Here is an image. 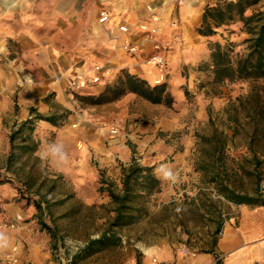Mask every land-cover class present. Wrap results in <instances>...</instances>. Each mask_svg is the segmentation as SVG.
I'll use <instances>...</instances> for the list:
<instances>
[{
    "label": "rangeland",
    "instance_id": "obj_1",
    "mask_svg": "<svg viewBox=\"0 0 264 264\" xmlns=\"http://www.w3.org/2000/svg\"><path fill=\"white\" fill-rule=\"evenodd\" d=\"M57 2L54 7L36 3L32 7H21L16 0H0V207L1 212H8L2 216L0 226L18 236L15 240L26 243L25 250L31 243L38 245L39 253L46 250L45 264H68L63 263L62 258L70 256L69 264H136L144 249L151 246L169 244L175 251L183 253L184 247L192 252L209 247L215 228L211 219H216L217 214L208 207V199L217 202L222 214L227 201L214 192L200 171L194 169L198 135L210 134L214 127L224 129L228 164L252 169L251 162L245 161L252 155L248 148L252 123L245 117L240 101L254 92L264 95V77L214 83L203 62H207L210 44L218 41L228 49L235 63L248 50L247 39L251 35L248 27L235 21L215 28L211 37L201 36L195 30L191 45L188 46V39L187 46L183 47L177 32L169 39H163L159 27L158 33L151 37L138 31L133 22L135 35L149 38L148 49L134 38L139 44L136 54L125 52L121 43L110 52L99 49L97 41L92 39V11L98 10L95 0L85 4L80 19L66 14L67 7ZM176 2L181 4L182 0ZM261 6H264V0L257 4V7ZM94 32H98L97 26H94ZM51 33H54V45L46 46L44 43ZM156 42L164 45L160 53L166 67L163 78L155 82L159 78L158 70L146 60L154 53ZM189 52L191 55L188 56ZM120 54L145 60L153 66L156 76L151 84L165 82L174 96L173 104H154L136 94L125 116L116 114V108L80 100L81 95L97 94L123 72L135 73L122 67ZM112 55L120 59L119 62L112 60ZM93 65L103 66L102 80L80 87L78 80L88 78L82 75H93ZM175 75L180 77V82L176 81ZM177 94H181V102L176 101ZM253 103L249 102V107ZM31 108L45 115L68 108L71 114L58 127L44 120L36 121L33 136L38 147L34 156L16 149L17 157L8 168L9 134L16 122L30 117ZM173 115L178 121L175 129H158L153 139L148 131L137 126ZM133 122L138 123L135 137L131 136ZM112 125L119 128L115 135L109 130ZM52 145L62 146L66 161L54 163L51 158L41 159L40 153ZM253 145L262 157L264 144L256 141ZM125 148L140 164L149 157H160L155 154L166 148L168 155L161 156L155 164L163 170L156 173L160 177L171 178L167 172L175 152V159L184 154L185 168L168 181V196L157 191L154 192L157 196L153 193L146 198L148 214L139 223L119 227L116 235L108 234L103 244L78 254L90 239L99 237L106 229L112 203L107 192L100 191L99 187L108 183L119 190L118 178L123 164L121 150ZM30 165L34 166L33 172H38L39 179L34 187L27 189L21 179L26 178ZM15 170L20 171L19 176H14ZM86 170L94 171L96 175L84 174ZM260 172L264 176V165ZM239 173L243 187L252 191L254 176L242 170ZM262 185L264 180L261 181L264 188ZM37 186L38 194L35 193ZM40 195L47 199L42 203L45 206L42 211L33 204ZM4 204L9 209L3 208ZM12 222L16 227L10 229ZM42 223L50 226L51 232L43 228ZM152 259L156 260V254Z\"/></svg>",
    "mask_w": 264,
    "mask_h": 264
},
{
    "label": "trees",
    "instance_id": "obj_2",
    "mask_svg": "<svg viewBox=\"0 0 264 264\" xmlns=\"http://www.w3.org/2000/svg\"><path fill=\"white\" fill-rule=\"evenodd\" d=\"M261 0H216L204 6L201 21L196 27V32L204 37H211L215 34V28L228 25L235 21H241L248 27L251 34L248 37V50L233 63L228 49L218 41L210 44L207 62H203V67L213 76L214 83L225 81L234 82L247 78L264 77V6L257 7ZM250 10V13H247ZM132 92L143 99L154 103L171 106L174 96L168 89L165 82L151 84L145 78L130 72H123L116 80L106 83L97 94L81 95L80 100L89 104H104L120 99L123 95ZM249 102L252 103V106ZM240 106L244 110L245 117L252 123V130L249 133L248 148L251 157L245 158L246 162H251L252 169H247L243 165L233 167L228 164L226 155L227 134L224 129L213 128L210 134L198 135L196 142L198 156L194 169L200 171L206 178V182L212 187L214 192L234 204H256L264 205V188L261 181L260 168L264 165V155L259 156L254 147V143L264 144V95L254 92L246 99L240 101ZM30 117L16 122L9 134L10 152L7 157V166L12 164L17 157L16 149L27 152L32 156L38 147V141L33 136L36 121L44 120L53 126H61L65 119L71 114L68 108L50 114H42L36 108L30 109ZM237 119V118H236ZM235 119V120H236ZM18 140V143H17ZM34 156V155H33ZM37 159V158H36ZM26 178H22V185L27 189L34 187L38 182L39 174L33 172V165L28 167ZM24 167L21 165V170ZM120 189L115 190L112 185L106 183L100 185V191H106L110 197L112 207L109 210L110 216L106 221L104 229L99 237L90 239L83 251L93 246L103 244L107 240V235L115 236L119 227L137 223L144 215L148 214L145 205L146 198L157 192L161 188V182L155 172V165L140 164L135 157L127 165L121 164ZM254 176V188L247 191L240 181V171ZM19 170L13 171L14 176H19ZM11 178H9L10 180ZM38 186L35 193L38 194ZM45 195H40L34 201V206L38 211H42L45 206ZM208 207L217 214L215 228L212 231V241L209 247L215 245L217 237L221 231L224 216L218 209L216 201L208 199ZM48 206V203H46ZM165 206V205H164ZM0 207V212H1ZM42 227L48 232L52 228L46 223ZM202 251L206 248L200 249ZM78 257V255H74ZM219 264V260H216ZM136 264H140L137 258Z\"/></svg>",
    "mask_w": 264,
    "mask_h": 264
},
{
    "label": "crops",
    "instance_id": "obj_3",
    "mask_svg": "<svg viewBox=\"0 0 264 264\" xmlns=\"http://www.w3.org/2000/svg\"><path fill=\"white\" fill-rule=\"evenodd\" d=\"M16 1L19 2L21 7L25 5L26 7H32V5L35 3L38 6L54 7L56 3V0ZM95 1L97 3L98 10L92 11V32L94 34V37H92V39L93 41H97V47L99 49H108L110 52H112L113 48L118 46L121 42V37L117 30L118 23L126 22L132 24L133 22L137 23L140 20H147L149 18L147 5H153L158 13V23L162 31L161 38L169 39L170 35H173L175 32H177L181 37V45H183V47L185 45L187 46L186 41L188 39L190 40L188 46L191 45L194 37L195 27L201 21V14L204 6L208 3H213V1L215 0H182L181 4H178L176 0ZM88 2L89 0H58L57 3H60L67 7L65 8V10L67 9L66 14H71L72 16H76L78 19H80L81 15L84 13V6ZM101 10H106L110 14L109 20L105 23H100L98 21V16ZM172 21H177V25H171ZM94 26H97L98 28V32L96 33L94 32ZM133 28H136V26H134ZM134 38H136V40L139 41L141 45L145 44V48L148 49L149 38H140L136 35H134ZM46 39L47 41L46 43H44L46 44V46L54 45V33H51L50 35L48 34V37ZM141 47L142 46H140V48ZM190 49L193 48L190 47ZM192 52L195 53L194 49L192 50ZM180 55H182V53ZM187 55L189 56L191 55V53L189 52ZM120 57V64L123 65L122 67H127L129 71L137 73L139 76L145 78L150 83L156 76V69L153 66L146 64L145 60L141 61L136 57L127 55L123 57L122 54H120ZM111 58H113L112 60L118 62L120 60L116 59L113 55ZM82 76L89 77L90 75ZM175 79H177V82H180L179 76L175 75ZM173 89L176 90V86L174 87L173 85ZM134 96H136V94L129 92L122 96L120 99L104 103L101 106H110L112 108H116V114L126 116L128 114V106ZM181 99V94H177L176 101L181 102ZM137 124V122H133L132 126H134V129L131 133V136L135 137V127ZM177 125V116L173 115L171 116V118H158L150 123L142 122V124H138L137 126H139L141 130L148 131L150 133V139H153L154 132L156 130L163 128H171V130H174ZM169 146L171 147V145ZM168 152L169 151L165 148V150L156 153L155 155L160 154V157L162 156L163 158L168 155ZM175 153L171 156L174 160L171 161V167L167 172L169 173L171 178L160 177L158 174L160 173V170L161 172L163 170L162 168L155 167V171L156 173H158L157 175L161 182L159 194H163V196H168L170 194V191L168 190L169 185L167 184L168 181L172 180L173 175L181 173L185 168L184 154H182V157H179V159H175ZM160 157H149L144 161V164L155 165L156 162L159 161ZM121 158L123 164H129L132 159L131 151L127 148L122 149ZM90 172L94 176L96 175L94 171L87 170L84 172V174H89ZM120 177L118 178L119 180ZM164 183L166 184L165 186ZM163 189H167V194ZM155 195L157 196V193H154V196ZM3 208L9 209V207H7L5 204ZM7 213L8 212L2 211L0 213V220L2 216H6ZM223 216V224L221 231L217 237V241L212 247H207V250H197V252H195L194 254H184L181 251H175L169 244H164L158 247L151 246L144 249V254L141 259H139L140 264H217V257L219 260V264H264V205L234 204L227 201ZM0 233H2L7 238L6 245L0 246V255H2L3 252L12 245V243L18 236L16 237L15 234H10L8 230L2 228L1 226ZM26 236H30V234ZM25 245L26 243L21 240L22 256L24 258L30 260L33 264H45L46 255H48V252L46 250H42L41 253H39L37 249L38 245L36 246L35 243L29 244L25 250ZM154 254H156L155 261L152 259V256Z\"/></svg>",
    "mask_w": 264,
    "mask_h": 264
},
{
    "label": "built area",
    "instance_id": "obj_4",
    "mask_svg": "<svg viewBox=\"0 0 264 264\" xmlns=\"http://www.w3.org/2000/svg\"><path fill=\"white\" fill-rule=\"evenodd\" d=\"M180 3V0H178ZM147 10L149 11L148 19L142 20L136 23L138 31L144 33L145 35H150L151 37L155 36L159 31V25H158V13L155 10L154 6L147 5ZM110 18V14L106 10H101L98 16V21L100 23H105ZM171 25L175 26L177 25V21H172ZM133 24H129L126 22L118 23L117 30L120 35L121 39V47L124 49L125 52L129 54H136L139 50V44L134 39V35L137 33L135 29H133ZM161 46L164 47V45L156 42L153 45L154 53H152L149 58L146 60V63L153 64L154 67L158 70L159 73V79L158 81L163 78V71L166 67L165 58L160 53ZM93 75H91L88 78H82L78 80V83L80 87H83L87 84V82L96 83L100 82L102 80V75L104 68L102 65H93L91 68ZM112 135H115L119 132V128L117 125H112L109 128ZM18 218H20V215H18ZM10 229H13L16 227V224L14 222L9 224ZM184 254H194L195 252H192L189 248L184 247L183 248ZM218 257L216 258V260ZM63 263H70L71 256L70 257H63L62 258ZM0 264H33L30 260L24 258L22 256V246L21 242L19 240H15L11 247L3 252L2 255H0Z\"/></svg>",
    "mask_w": 264,
    "mask_h": 264
},
{
    "label": "clouds",
    "instance_id": "obj_5",
    "mask_svg": "<svg viewBox=\"0 0 264 264\" xmlns=\"http://www.w3.org/2000/svg\"><path fill=\"white\" fill-rule=\"evenodd\" d=\"M40 156L42 160L51 158L54 163L64 162L67 159L66 154L60 145L50 146L47 151L41 152ZM6 240L7 238L2 233H0V246H5Z\"/></svg>",
    "mask_w": 264,
    "mask_h": 264
},
{
    "label": "bare ground",
    "instance_id": "obj_6",
    "mask_svg": "<svg viewBox=\"0 0 264 264\" xmlns=\"http://www.w3.org/2000/svg\"><path fill=\"white\" fill-rule=\"evenodd\" d=\"M11 2V1H10ZM159 78L155 79V82L158 81Z\"/></svg>",
    "mask_w": 264,
    "mask_h": 264
}]
</instances>
